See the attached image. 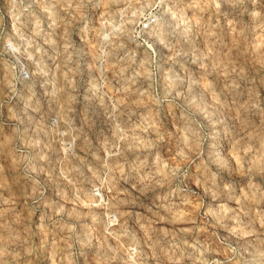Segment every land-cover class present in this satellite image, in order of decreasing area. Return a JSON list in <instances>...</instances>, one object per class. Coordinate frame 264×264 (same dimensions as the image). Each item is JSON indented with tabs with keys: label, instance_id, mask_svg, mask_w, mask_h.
Wrapping results in <instances>:
<instances>
[{
	"label": "clouds",
	"instance_id": "1",
	"mask_svg": "<svg viewBox=\"0 0 264 264\" xmlns=\"http://www.w3.org/2000/svg\"><path fill=\"white\" fill-rule=\"evenodd\" d=\"M0 264H264V0H0Z\"/></svg>",
	"mask_w": 264,
	"mask_h": 264
}]
</instances>
